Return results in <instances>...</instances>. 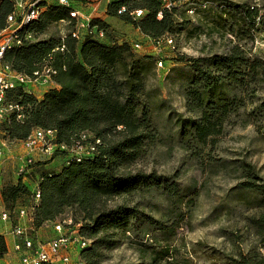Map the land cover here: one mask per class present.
<instances>
[{"label": "trees", "instance_id": "trees-1", "mask_svg": "<svg viewBox=\"0 0 264 264\" xmlns=\"http://www.w3.org/2000/svg\"><path fill=\"white\" fill-rule=\"evenodd\" d=\"M83 1L68 0V6L59 5L57 0L53 5L41 2L39 18L18 32L21 45L7 51L2 59L13 71L27 76L45 67L55 72L54 87L40 100L24 86L6 94L7 102L22 108L24 119L16 121L12 114L2 122V139L20 143L36 129L51 130L55 132L56 145L52 156L59 154L67 158L57 173L36 174L40 165L31 166L29 174L37 177L39 192L36 204L33 190L22 178L15 185L3 184L0 195L12 225L18 222V211L25 209L31 218V234L36 237L44 225L56 222L66 210H75L79 218L72 220L80 224L79 235L90 241L81 250L80 258L84 264H100L104 253L114 249L118 239L145 238L150 230L165 236L170 233L171 227L164 222L168 213L155 219L128 205L130 198L156 193L167 204L170 210L167 212L173 213L181 206L175 182L155 173L128 171L157 140L151 108L155 92L148 90L147 82L155 75L156 64L163 63L152 55L135 54L128 43L100 42L99 33L105 38L110 31L108 23L102 20H90V33H84L79 40L73 39L70 32L75 21L70 18V12L75 11L73 4ZM169 1L173 4L170 9H166L165 0H111L107 17L132 26L156 44L166 43L168 36L183 30L178 13L189 14L188 9L193 15L226 12L229 18L220 17L222 28L239 41L252 40L251 32L256 25L264 30V15L251 6L210 0L204 9L189 8L186 4L178 7L176 3L180 0ZM122 9L124 13L119 14ZM16 10V0H0V30L7 28V18ZM136 11H142V17H132L131 13ZM66 22L70 24L63 37L38 40L53 25ZM180 62L188 66L191 75L183 94L190 117H179L176 126L181 140L189 136L183 141V148L190 152L191 159H197L201 149L213 143L227 118L237 109L238 99L230 98L226 90L231 86L263 83L264 61L248 59L237 43L222 55L183 58ZM96 141L99 144L94 151L80 161L69 151L77 144L87 146ZM240 170L245 181L238 185L239 202L254 212L244 221L257 244L251 245L246 254L239 252L228 258L226 264H264V255L259 253L264 247V182L251 165L244 163ZM24 196L29 198V205L17 204ZM117 200L124 203L111 205ZM229 241L235 244L233 239ZM137 246L138 264H170L167 250L157 251L155 246L143 242ZM6 251L5 240L0 236V257Z\"/></svg>", "mask_w": 264, "mask_h": 264}, {"label": "rangeland", "instance_id": "rangeland-1", "mask_svg": "<svg viewBox=\"0 0 264 264\" xmlns=\"http://www.w3.org/2000/svg\"><path fill=\"white\" fill-rule=\"evenodd\" d=\"M45 1L49 5L56 3L55 0ZM200 1L204 0H196L195 4ZM221 1L225 5L251 6L258 9L261 16L264 15V0ZM110 2L111 0H88L76 2L73 7L84 18L103 19L108 23L110 31L105 38H100V42L128 43L135 54L152 55L156 61L163 63L161 68L156 64L155 75L147 82L148 90L155 92L151 108L157 140L128 171L155 173L175 182L179 190L177 201H180L181 208L173 213L167 212V204L156 193L130 198L128 205L137 207L145 215L155 219L168 213L164 222L171 227L170 233L165 236L150 230L145 238L118 239L116 247L104 253L100 264H138L140 259L137 245L141 242L155 246L157 251L167 250L170 264H226L228 258L239 252L246 254L251 245L257 244L254 234L248 232L244 221L254 212L239 202L241 192L238 185L245 181L240 170L244 163L251 165L264 182V82L237 88L231 86L226 90L230 98L238 99L237 109L227 118L221 134L213 143L201 149L197 159H191L190 152L183 148V141L189 136L181 140L176 126L179 117H190L183 94L191 75L188 66L180 60L222 55L239 43L248 59L264 61V30L256 25L255 31L251 32L252 40L239 41L222 28L220 17L229 18L226 12L207 11L193 15L180 11L179 23L183 30L178 35L168 36L171 43L163 41L156 44L142 38L132 26L117 18L107 17ZM27 4L28 2L25 5ZM179 4L176 3L177 6ZM68 28L64 23L53 25L38 40L61 38L67 34ZM136 45L139 48H135ZM50 86L29 85L27 89L40 100L49 88L54 87ZM0 141H5L1 134ZM5 144V151L11 152L8 156L14 158L0 160L4 167L1 169V182L4 181L7 187L15 185L18 178H22V182L29 184L28 188L33 190L37 186V177L30 175L31 171L29 175L18 174V163L27 152L20 143ZM74 149L72 147L69 151ZM15 153L19 154L15 156ZM66 158L59 154L49 156L37 153L32 158L34 164L40 165L35 173H57ZM122 203L124 202L117 200L111 205ZM17 204L27 206L29 198L24 196ZM72 217L79 218V215L75 210H66L57 222ZM42 229L41 233L46 235L37 239L50 241L53 236L47 234H50L51 225L46 224ZM229 239H233L235 244ZM259 253L264 255V247L259 249Z\"/></svg>", "mask_w": 264, "mask_h": 264}, {"label": "built area", "instance_id": "built-area-1", "mask_svg": "<svg viewBox=\"0 0 264 264\" xmlns=\"http://www.w3.org/2000/svg\"><path fill=\"white\" fill-rule=\"evenodd\" d=\"M45 0H16L17 10L14 14L7 18V28L0 30V124L4 122L10 115L14 114L16 121H23L24 115L22 108L7 102L6 94L15 89L17 86L29 87V85H38L39 87H46L54 85L52 76L55 72L51 68H43L40 72H35L33 76L17 73L11 69L9 65L2 63L5 53L15 46L21 45L22 40L19 38L18 32L25 26L36 21L39 18L41 8L39 4ZM59 5L68 6V0H57ZM88 1V0H84ZM28 2L27 5H25ZM180 4H186L189 8L198 6L199 8H207L210 4L209 0L200 1L197 4H191L190 0H180ZM166 9L173 7L169 0H165ZM122 9L119 14L124 13ZM189 14H193L189 10ZM142 11L131 13L134 18L142 17ZM160 17V15H159ZM70 18L75 21L74 29L70 32L73 39L79 40L84 33H90L89 18H84L78 11H71ZM70 24L68 22L64 23ZM99 38H103V33L100 32ZM30 36L26 38L29 39ZM171 43V40H166ZM161 43V42H160ZM159 44V43H157ZM135 48H139L138 45ZM62 51V49H61ZM158 66L161 68L162 64L159 62ZM86 137L83 135L82 140ZM55 132L51 130L36 129L23 142H20L23 149L27 152L25 157L21 159L20 167L18 168L19 176H24L32 170L33 155L42 153L52 155L56 148L54 144ZM7 141H3L0 145V158L4 154V148ZM10 144L15 142H8ZM95 144L83 146L77 144L74 150L70 153L76 158V161L84 155L92 153L95 149ZM64 149V147H61ZM33 154V155H32ZM2 171L0 169V179ZM34 203L39 201V192L36 187L33 189ZM28 219L29 226L15 225L11 229V235L16 239L13 246V252L18 257L19 264H84L80 258V252L90 245V241L80 237V224L74 223L72 218L63 219L50 223L52 231L55 236L50 241H40L37 237L32 235L33 229L30 227L31 218L25 209H20L16 220ZM0 220L4 223H11V218L8 213L4 211L0 214Z\"/></svg>", "mask_w": 264, "mask_h": 264}, {"label": "crops", "instance_id": "crops-1", "mask_svg": "<svg viewBox=\"0 0 264 264\" xmlns=\"http://www.w3.org/2000/svg\"><path fill=\"white\" fill-rule=\"evenodd\" d=\"M102 21H104L103 19H101ZM105 22V21H104ZM139 33V32H138ZM140 34V33H139ZM141 35V34H140ZM142 38H144V36L141 35ZM145 39V38H144ZM3 144L2 141H0V145ZM5 151V149H4ZM11 152L6 150L4 152V155L0 158V160L2 159V161L4 160H7V159H13L14 157L13 156H8V154H10ZM14 152H12L13 154ZM16 154H19V153H15V156H17ZM20 154H21V151H20ZM23 154H24V151H23ZM6 156V157H5ZM21 162V161H20ZM20 162L18 163V166L20 165ZM3 164V163H2ZM4 167H2L1 163H0V169L3 170ZM1 170V171H2ZM36 178V177H35ZM3 180V173H2V177L0 179V191H1V187L2 185L4 184V181L1 182ZM23 181V180H22ZM24 184L29 187L27 185V183L24 182ZM4 211V205H3V202H2V199H1V195H0V214ZM28 219H20L18 220L17 224L16 225H19V226H26L28 227L29 226V222L27 221ZM15 226V225H12V223H4L0 220V236H3L4 240H5V244H6V253L4 254V256L0 257V264H19V261H18V257L14 254L13 252V246L16 242V239L10 234L11 233V229L12 227ZM43 229H40L36 232V235L37 237H43L45 236L46 234L45 233H41ZM50 234L47 236H55L54 232L52 231V227L50 229Z\"/></svg>", "mask_w": 264, "mask_h": 264}]
</instances>
